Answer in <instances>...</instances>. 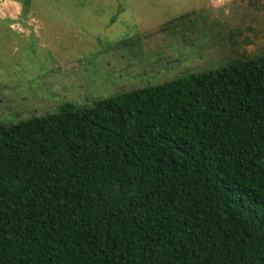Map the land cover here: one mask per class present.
Masks as SVG:
<instances>
[{
	"label": "trees",
	"instance_id": "obj_1",
	"mask_svg": "<svg viewBox=\"0 0 264 264\" xmlns=\"http://www.w3.org/2000/svg\"><path fill=\"white\" fill-rule=\"evenodd\" d=\"M0 264H264V55L0 124Z\"/></svg>",
	"mask_w": 264,
	"mask_h": 264
},
{
	"label": "rangeland",
	"instance_id": "obj_2",
	"mask_svg": "<svg viewBox=\"0 0 264 264\" xmlns=\"http://www.w3.org/2000/svg\"><path fill=\"white\" fill-rule=\"evenodd\" d=\"M261 55L264 0H0V124Z\"/></svg>",
	"mask_w": 264,
	"mask_h": 264
}]
</instances>
